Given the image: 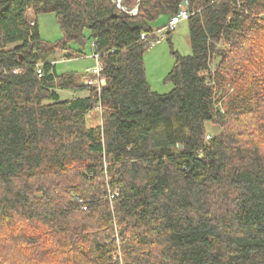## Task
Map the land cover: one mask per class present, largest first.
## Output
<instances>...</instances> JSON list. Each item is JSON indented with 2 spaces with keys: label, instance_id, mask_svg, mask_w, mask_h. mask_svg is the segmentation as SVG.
<instances>
[{
  "label": "trees",
  "instance_id": "1",
  "mask_svg": "<svg viewBox=\"0 0 264 264\" xmlns=\"http://www.w3.org/2000/svg\"><path fill=\"white\" fill-rule=\"evenodd\" d=\"M138 1L0 0V264H264V0ZM185 2L158 93L143 56ZM87 45L100 89L52 63Z\"/></svg>",
  "mask_w": 264,
  "mask_h": 264
},
{
  "label": "rangeland",
  "instance_id": "2",
  "mask_svg": "<svg viewBox=\"0 0 264 264\" xmlns=\"http://www.w3.org/2000/svg\"><path fill=\"white\" fill-rule=\"evenodd\" d=\"M36 20L39 25L41 36L46 41L55 42L62 37L59 25L53 14L38 15L36 17ZM161 20L163 23L159 24L158 28L163 27L168 18ZM169 34L170 40L167 41ZM156 38L157 39L154 41V46L148 45V49L145 51L143 56V61L146 76L152 90L158 93H167L172 89V84L165 82V77L174 64V59L171 55V50L178 51L180 54H188L190 52L187 22L185 20L180 22L176 27V30L172 33H168L164 40L161 41L158 35ZM219 46L224 47L223 44ZM61 53V51H58L57 55L60 56ZM94 55L95 54H91L90 46L87 45L85 48V56H83V58H80L74 62L57 64L56 68L59 72H62L63 68H73L78 74L79 79L81 80L82 77L85 75L86 71L94 67ZM218 60V58L212 60L211 68L213 70L216 68ZM226 87L228 91H231L229 85ZM86 94L87 93L84 92L80 96H85ZM61 96H64V94L62 93ZM86 124H88V119L86 120ZM208 130L210 135L218 132V130L213 126H208Z\"/></svg>",
  "mask_w": 264,
  "mask_h": 264
},
{
  "label": "built area",
  "instance_id": "3",
  "mask_svg": "<svg viewBox=\"0 0 264 264\" xmlns=\"http://www.w3.org/2000/svg\"><path fill=\"white\" fill-rule=\"evenodd\" d=\"M186 5H187V2H185L183 4L181 9L176 14H174L168 18V20L163 25V27L158 28L154 32L156 37L158 35L160 37L161 41L164 40L168 33L174 32L176 30V27L178 26V24L180 22L186 20L189 17V13L187 11ZM141 39H146V35L142 34ZM156 39L157 38L150 41L149 45L154 46L155 45L154 41ZM94 59H95V65L93 68L88 69L86 71L85 75L82 77V84L86 85V86H92V87H95L97 89H100V87H102L105 84V81L100 78V72H101L102 68H101L100 64L97 62L98 59H97L96 55H94Z\"/></svg>",
  "mask_w": 264,
  "mask_h": 264
},
{
  "label": "crops",
  "instance_id": "4",
  "mask_svg": "<svg viewBox=\"0 0 264 264\" xmlns=\"http://www.w3.org/2000/svg\"><path fill=\"white\" fill-rule=\"evenodd\" d=\"M161 23H163L162 20H160L159 22L154 24V26L155 25L158 26ZM80 58H83V56L77 57V58H73V59H66L64 57V53L63 52L61 53L60 56H58L57 53H56L55 56L52 59V63L55 66L56 74L62 75V74L69 73V72H75V70L73 68H63L62 72H59L56 67H57V64H64V63L74 62V61H76V60H78ZM94 62H95V60H94ZM78 83L82 84V79L81 80L79 79ZM84 92H86L87 94L85 96H80ZM62 93L64 94V96H61ZM58 95H59L61 100H67V99H71V98H74V97H80V98L86 97L88 95V92H87V90L78 91V92H73V91H70V90L69 91L60 90V91H58ZM61 97H63V98H61ZM87 119H88V124H86L87 127H97V126L101 125V115L97 111L89 112L85 116V123H86Z\"/></svg>",
  "mask_w": 264,
  "mask_h": 264
},
{
  "label": "water",
  "instance_id": "5",
  "mask_svg": "<svg viewBox=\"0 0 264 264\" xmlns=\"http://www.w3.org/2000/svg\"><path fill=\"white\" fill-rule=\"evenodd\" d=\"M140 0L138 1V4H139ZM118 6L120 7V0H118ZM136 13V10H133L131 13H127L129 15H132V14H135Z\"/></svg>",
  "mask_w": 264,
  "mask_h": 264
}]
</instances>
